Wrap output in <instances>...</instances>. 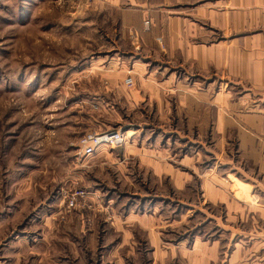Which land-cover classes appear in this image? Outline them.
I'll use <instances>...</instances> for the list:
<instances>
[{
    "label": "rangeland",
    "instance_id": "obj_1",
    "mask_svg": "<svg viewBox=\"0 0 264 264\" xmlns=\"http://www.w3.org/2000/svg\"><path fill=\"white\" fill-rule=\"evenodd\" d=\"M116 2L0 0V264L115 263L118 213L133 203L164 223L182 220L172 233L206 217L182 200L194 187L182 197L176 184L179 173L201 182L186 156L203 154L196 169L215 161L212 127L202 132L176 96H151L148 78L161 84L152 71L164 63L151 56L133 70L150 53L121 32ZM235 145L225 151L234 156ZM150 161L167 170L155 174Z\"/></svg>",
    "mask_w": 264,
    "mask_h": 264
},
{
    "label": "crops",
    "instance_id": "obj_2",
    "mask_svg": "<svg viewBox=\"0 0 264 264\" xmlns=\"http://www.w3.org/2000/svg\"><path fill=\"white\" fill-rule=\"evenodd\" d=\"M115 1L121 32L128 39L132 34V47L150 53L137 57L133 70L151 56L164 63L165 71H152L161 84L148 78L151 96H176L202 132L212 127L215 161L196 169L203 154L183 160L201 182L190 184L179 173L177 191L183 197L194 187L193 199L180 198L197 200L186 204L206 216L183 233L168 230L182 220L164 223L156 213H136L134 203L125 214L118 208V261L112 264H264V0ZM230 142L234 156L225 151ZM147 164L155 174L167 170L158 171L160 161Z\"/></svg>",
    "mask_w": 264,
    "mask_h": 264
},
{
    "label": "built area",
    "instance_id": "obj_3",
    "mask_svg": "<svg viewBox=\"0 0 264 264\" xmlns=\"http://www.w3.org/2000/svg\"><path fill=\"white\" fill-rule=\"evenodd\" d=\"M145 26L148 28L149 26H150V21H146L145 23ZM125 84L126 85H128V86H131V85H133V79L131 78V77H127L126 79H125ZM91 152V150H88V153H90ZM85 195V193L84 192H82V191H80V192H74L73 194H72V197H69L68 198V204H67V206L70 208V207H73L74 206V201H75V199L76 198H79V197H83Z\"/></svg>",
    "mask_w": 264,
    "mask_h": 264
},
{
    "label": "bare ground",
    "instance_id": "obj_4",
    "mask_svg": "<svg viewBox=\"0 0 264 264\" xmlns=\"http://www.w3.org/2000/svg\"><path fill=\"white\" fill-rule=\"evenodd\" d=\"M98 143L96 144H100V143H109V142H112L115 140L116 137H114V134H109V135H105V136H101V137H98Z\"/></svg>",
    "mask_w": 264,
    "mask_h": 264
}]
</instances>
